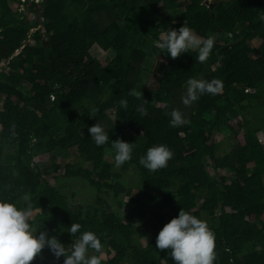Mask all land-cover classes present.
Masks as SVG:
<instances>
[{
	"label": "trees",
	"instance_id": "trees-1",
	"mask_svg": "<svg viewBox=\"0 0 264 264\" xmlns=\"http://www.w3.org/2000/svg\"><path fill=\"white\" fill-rule=\"evenodd\" d=\"M262 15L264 0H0V197L23 206L27 193L35 225L65 244L75 239L67 232L73 222L83 226L80 231H94L105 253H114L102 264H174L170 249L155 244L182 208L213 231L214 264H264ZM184 23L200 36L215 37L206 61H196V50L172 58L153 45L161 31ZM94 45L114 53L105 66L92 54ZM160 55L168 61L156 76ZM152 77L154 86H148ZM190 77L218 78L223 87L185 106L181 97ZM174 108L187 118L177 127L169 123ZM99 122L109 135L103 146L87 134ZM241 130L244 143L236 138ZM226 132L233 148L221 154L222 141L213 139ZM168 135L183 148L166 144ZM118 138L135 143L124 162L139 188L129 221L113 208L114 201L123 204L121 184L114 183L118 173L106 159L113 155L111 139ZM155 144H166L173 156L152 172L139 161ZM72 153L75 161L58 173V160ZM45 154L51 163L40 166L35 158ZM221 169L234 178L228 181ZM77 181L88 185L90 203L78 199L71 186ZM258 183L261 192L253 189ZM150 231L154 238L145 245ZM63 259L45 248L43 259L30 264Z\"/></svg>",
	"mask_w": 264,
	"mask_h": 264
},
{
	"label": "clouds",
	"instance_id": "clouds-1",
	"mask_svg": "<svg viewBox=\"0 0 264 264\" xmlns=\"http://www.w3.org/2000/svg\"><path fill=\"white\" fill-rule=\"evenodd\" d=\"M260 19L264 20V15ZM153 45L166 50L172 58L196 50V61L204 62L214 48L215 37L200 36L184 23L178 29L161 31ZM222 87V81L218 78L209 81L190 77L186 81V92L181 97L182 103L191 106L201 95L218 94ZM121 104L127 107L126 100ZM170 116L169 123L173 127L187 122L180 109H172ZM88 131L97 146L109 143L108 132L100 122L90 126ZM134 144L122 138L111 139L110 147L117 167L131 158ZM172 156L173 152L166 144H155L147 148L139 162L149 171L155 172L166 167ZM21 199L23 206L20 200L13 202L0 197V264H30L37 257L43 259L45 248L57 261L63 257V264H102L105 246L94 231H80L83 226L73 222L67 232L75 239H72L71 244H65L57 235H50L35 225L31 197L25 193ZM155 247L170 249L168 255L174 264H214L216 258L215 235L207 221L184 208L159 231Z\"/></svg>",
	"mask_w": 264,
	"mask_h": 264
},
{
	"label": "rangeland",
	"instance_id": "rangeland-1",
	"mask_svg": "<svg viewBox=\"0 0 264 264\" xmlns=\"http://www.w3.org/2000/svg\"><path fill=\"white\" fill-rule=\"evenodd\" d=\"M37 1H40V0H37ZM209 1H214V0H209ZM14 7L17 6V4H14L13 5ZM21 8L23 9L24 6L22 5ZM156 14L157 15H162V11L160 9H156ZM161 16V17H162ZM28 18L33 20L35 18V15L28 11ZM160 18V17H159ZM221 43V42H219ZM255 44H259L258 41L255 42ZM92 54L99 59V61L101 62V65L102 66H105L106 64H108V62H110V60L113 58L114 56V53L111 51V50H104L102 49L100 46L98 45H94L92 50H91ZM158 62L156 63L157 65L160 63L161 66H155L153 68V73L152 74H155L157 76V74L160 75L161 73V70H162V67L164 64L167 63L168 61V57L164 56V55H160L158 56ZM156 67H159L161 69H156ZM157 73V74H156ZM154 76V75H153ZM154 78L152 77L151 80H149L148 82V86H154ZM161 106L163 104H160ZM108 114L111 118H114L113 116V113H112V110H109L108 111ZM242 121V118L241 116L235 118L232 123L235 127H237V125L239 124V122ZM102 123V122H100ZM106 130V128H105ZM89 133V131L87 130V134ZM125 133H129V130H126ZM228 134H217L216 137L213 139L215 141H222V147L220 148L219 152L221 154H225V153H228L231 151V149L233 148V142L234 141H230L229 139L230 136H231V132H226ZM90 134V133H89ZM258 136H259V139L261 140V145L262 147H264V130H261L258 132ZM238 138V140L241 142V143H244V136H243V131L241 130L239 135L236 137ZM168 142L166 144H171L174 148L176 149H181L183 148L182 144L173 139L171 140V138H169V135H168ZM177 152L179 150H176ZM106 159L111 162L113 164V169L116 173H118V177L116 179H114V183H119L121 184L120 186V192L118 194V198L120 201H122L123 204H120L119 202L117 201H114L113 202V208H116L118 210H121L122 211V216L124 218L125 221H129L131 218H130V215H129V208L131 207V204H132V199H134L136 197V195L138 194L139 192V188L135 185L134 181H137V177H136V173L132 170H128L123 164H121L119 167L116 166L115 164V159H114V155H107L106 156ZM35 161L40 164V166H43L45 164H49L51 163V159L49 157L48 154H45V155H40V156H37L35 158ZM66 161H71V162H74L75 161V157L73 155V153L71 155H69L67 157V159H59L58 162L62 165L60 171L58 173H63L64 172V163ZM84 165L86 167H90L91 164L88 163V162H84ZM209 171L213 174L214 173V170H213V167L211 165H209ZM219 174L221 176H225L227 178L228 181H231L234 177H233V173L228 171V170H225V169H221L219 171ZM46 177L49 179V181H51L52 183H54L55 181V178L53 176L52 173H48L46 174ZM71 183V182H70ZM71 186L73 188H75V190L79 191V195H78V199L79 200H82L84 203H90V200L93 199V197H91V193L88 192V185L84 182H74V183H71ZM253 189L257 192H261V184H255V186L253 187ZM35 214V212H33V215ZM154 233L153 232H149L147 237L145 239H143V242L144 244H148L149 241H151L154 237H153ZM114 253H112L111 255H107L105 253V259L108 258V257H111L113 256Z\"/></svg>",
	"mask_w": 264,
	"mask_h": 264
},
{
	"label": "water",
	"instance_id": "water-1",
	"mask_svg": "<svg viewBox=\"0 0 264 264\" xmlns=\"http://www.w3.org/2000/svg\"><path fill=\"white\" fill-rule=\"evenodd\" d=\"M44 30V29H43Z\"/></svg>",
	"mask_w": 264,
	"mask_h": 264
}]
</instances>
